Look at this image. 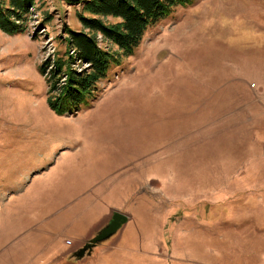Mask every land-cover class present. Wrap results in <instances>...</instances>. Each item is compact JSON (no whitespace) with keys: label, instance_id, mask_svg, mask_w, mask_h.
Returning <instances> with one entry per match:
<instances>
[{"label":"rangeland","instance_id":"rangeland-1","mask_svg":"<svg viewBox=\"0 0 264 264\" xmlns=\"http://www.w3.org/2000/svg\"><path fill=\"white\" fill-rule=\"evenodd\" d=\"M82 7L36 0L25 33L0 29V264H264V0L177 6L60 115L40 67L66 26L102 38ZM112 208L114 239L62 256Z\"/></svg>","mask_w":264,"mask_h":264},{"label":"trees","instance_id":"trees-1","mask_svg":"<svg viewBox=\"0 0 264 264\" xmlns=\"http://www.w3.org/2000/svg\"><path fill=\"white\" fill-rule=\"evenodd\" d=\"M195 1L75 0L83 6L79 13L83 25L98 32L102 38L98 34L66 26V58L57 53L54 59L47 58L40 67L42 74L49 75V106L60 115L79 111L109 71L119 66L124 56L135 53L149 27L167 18L177 6L191 5ZM35 4L36 0H0V29L9 35L25 33L28 30L30 9ZM108 16L117 17L121 21L108 23L105 20ZM105 40L117 45L120 51L112 52L105 48L101 45ZM75 63L87 66L78 71L72 68ZM64 76L66 82L61 92L54 95L60 89L56 83Z\"/></svg>","mask_w":264,"mask_h":264},{"label":"water","instance_id":"water-1","mask_svg":"<svg viewBox=\"0 0 264 264\" xmlns=\"http://www.w3.org/2000/svg\"><path fill=\"white\" fill-rule=\"evenodd\" d=\"M130 217L127 213L119 210H114L112 214L91 234L88 242L81 244V246L70 252L69 255L82 258L86 252L91 251L96 245L105 240H112L129 221Z\"/></svg>","mask_w":264,"mask_h":264},{"label":"crops","instance_id":"crops-1","mask_svg":"<svg viewBox=\"0 0 264 264\" xmlns=\"http://www.w3.org/2000/svg\"><path fill=\"white\" fill-rule=\"evenodd\" d=\"M117 208H112V210H111V212L109 213V214H107L106 215V217L102 220V222L101 223H99V225L98 226H100L111 214H112V212L114 211V210H116ZM97 226V227H98ZM97 227H95L94 229H93V231L97 228ZM93 233V232H92ZM91 233V234H92ZM91 234L90 235H88L86 238H84V239H82L81 241H83V240H85V239H87L88 237H90L91 236ZM71 249L72 248H65V250H63V255L62 256H64V255H66V254H69L70 253V251H71Z\"/></svg>","mask_w":264,"mask_h":264}]
</instances>
